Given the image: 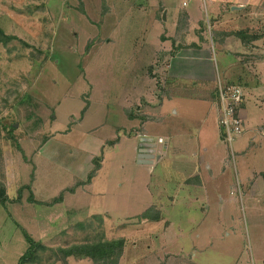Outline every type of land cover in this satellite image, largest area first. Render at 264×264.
I'll use <instances>...</instances> for the list:
<instances>
[{"label": "rangeland", "instance_id": "374dc122", "mask_svg": "<svg viewBox=\"0 0 264 264\" xmlns=\"http://www.w3.org/2000/svg\"><path fill=\"white\" fill-rule=\"evenodd\" d=\"M0 29L16 38L0 43V192L12 200L0 202V264L24 254L23 231L49 249L122 238L118 264H264V48L219 35L260 33L264 45V0H0ZM180 37L208 49L222 82L240 85L242 117L256 123L222 145L223 172L202 191H180L172 160L202 147L196 133L220 132L215 83L167 77ZM140 149H154L152 164L138 163ZM150 205L164 218L157 228L136 218Z\"/></svg>", "mask_w": 264, "mask_h": 264}, {"label": "crops", "instance_id": "0c3cea01", "mask_svg": "<svg viewBox=\"0 0 264 264\" xmlns=\"http://www.w3.org/2000/svg\"><path fill=\"white\" fill-rule=\"evenodd\" d=\"M238 6L241 9L244 8L243 4H239ZM218 16L219 15H216V18ZM183 17L187 18L186 21L189 24L187 25L188 26L187 33H188L190 32L189 26L191 25V23H189L190 17L187 14H183ZM219 23H220L219 21H215L213 23L214 25L213 27L216 29L217 24ZM223 32H227V31L223 30ZM215 33H217V31ZM200 35L201 34L199 33L198 35L199 38H201ZM183 39L184 37H180L179 42L178 43L176 42L177 44H174V46H180V48L175 52L174 56L169 58L170 63H168V65L165 67V73L167 77H169L172 80L188 79L189 81L190 80L196 81V82L197 81H200V82L213 81L215 83L216 74L211 64V61H213L214 59V57L212 58L213 55L212 56L210 55V53L208 52V49L206 51L202 50L201 44L199 45L195 44V46L197 47H190V45L194 43L192 42L191 44L187 45L182 42ZM160 40H163L164 42H166V39L164 38L160 37ZM254 42L251 43V46L255 45L257 47L264 48L263 43L259 44L258 41H256L255 43ZM171 45H173V43ZM256 62L259 64V66L264 67V58L258 59V61ZM245 88H249V86H246ZM214 89H215V86L212 92H214ZM210 96L213 97L214 99V95L213 96L210 95ZM214 105H215V102H214ZM244 110L245 109H244V103H243L242 113L244 112ZM216 114H217V111H216ZM130 119H131L130 122H133L132 118ZM215 120H216V116H215ZM244 121H245L244 127L246 128H251L256 125L254 118H250V119L244 118ZM142 123H143L142 124L143 129H144V125L150 124V122L147 123V121L145 120L144 122L142 121ZM214 125H216L215 121H214ZM176 134H177L176 137L180 138V136H178V131H176ZM169 135L170 134L168 130L167 135H165L163 139L162 138L158 139V142L164 144V149L160 152L163 155L167 153L166 149L168 146V140H169L168 136ZM195 136L197 137L198 140L202 142L203 144L202 147H198L197 152L192 151L191 154H187L186 156H182L183 155L182 153L179 156L174 157V159L172 160V164L174 165V170L176 174H178L182 178L180 179L178 183V187L181 192H189L188 190L202 191L208 185L214 184L216 178L219 177L223 172V169H221L218 164V161H220V156L222 153V145L225 144V142L221 139L220 132L217 131V135H214L213 133H208V132L204 134L203 132H200V133L198 132L196 133ZM205 139L207 140L206 142H205ZM203 142H205L206 145ZM153 152H154V149H152L151 152L146 149L138 150V153H139L138 155L140 154L147 155L146 158H143L144 162L142 164H152L153 163V160H152ZM137 160H139L138 157H137ZM217 165L219 167H217ZM263 173L258 172L257 175L259 177L258 179L264 181V178L261 175ZM220 182L221 181H218V183ZM170 199L172 202L173 198H170ZM150 206H154L156 209H158L155 205H150ZM158 210L160 211V209ZM160 214H161V219L159 221L150 222L146 220H141V223L146 222L147 223L146 226L155 225L157 228L161 224H164V218L162 216L161 211H160Z\"/></svg>", "mask_w": 264, "mask_h": 264}, {"label": "trees", "instance_id": "16d2710c", "mask_svg": "<svg viewBox=\"0 0 264 264\" xmlns=\"http://www.w3.org/2000/svg\"><path fill=\"white\" fill-rule=\"evenodd\" d=\"M247 32V31H246ZM243 32L241 31H227V32H220L219 35L222 37H228L235 35L237 38H240L242 43H244L246 46H251V43L254 41H257L260 39L261 35L260 33H251L248 34L245 38L241 37ZM16 39L15 36L6 35L3 33V31L0 29V43L7 44L11 40ZM175 51H177L180 46H174L172 45ZM190 47H197L195 44H191ZM174 52L170 53V56H174ZM87 105L84 106V108L80 111V114H83V111L86 109ZM128 113V112H127ZM129 118H132L130 114H128ZM143 118V117H142ZM12 129V126H10V130ZM222 139V136H221ZM118 141V140H116ZM113 142H110V144ZM100 161L101 157H96L93 159L94 165L92 170L87 174L86 183H89L92 177L95 175L96 171L100 167ZM264 178V173L261 174ZM33 175H30V179H33ZM25 189L28 190L29 196L27 198V201L29 203L35 204L37 203L33 197L32 193L30 191V186H25ZM74 188L68 189V191L73 192ZM21 189H18L17 196L15 197L14 201L18 202L21 198ZM12 201L8 200L6 195L1 190L0 192V202L4 204L5 202ZM62 201L61 196L55 197L47 202H42V204L46 207H50L54 204L60 203ZM138 221L146 220L150 222H156L161 219V214L158 209H156L154 206H150L147 209H145L143 212H141L138 216H136ZM93 220H97L98 223L101 222V217L94 215L92 216ZM100 225V224H99ZM90 226V221L86 222H79L74 227L76 229L83 230L85 227ZM23 231V230H22ZM23 237L27 244L26 251L24 254H22L17 264H28L33 261H35V258L37 259V253L39 252H45L50 251V258L52 259L49 264H54L55 262L60 261L63 264H66V261L68 258L72 257L74 259H87L91 261L93 264H118L119 260L123 253V247H124V239L122 238H116V239H106L102 233L95 234L91 237H84V241L78 242V243H72L65 247H57L54 249H49L45 247L44 245L40 243H36L25 231H23Z\"/></svg>", "mask_w": 264, "mask_h": 264}, {"label": "built area", "instance_id": "2783aa9c", "mask_svg": "<svg viewBox=\"0 0 264 264\" xmlns=\"http://www.w3.org/2000/svg\"><path fill=\"white\" fill-rule=\"evenodd\" d=\"M218 118L217 125L220 129L222 140L230 148L232 141L239 137L245 126L242 117L243 90L238 84L224 83L218 76L215 79L213 92ZM233 163V154H229Z\"/></svg>", "mask_w": 264, "mask_h": 264}, {"label": "water", "instance_id": "95a60500", "mask_svg": "<svg viewBox=\"0 0 264 264\" xmlns=\"http://www.w3.org/2000/svg\"><path fill=\"white\" fill-rule=\"evenodd\" d=\"M146 157H147V155H143V154L138 155V159H139V160H137L138 163H143L144 162L143 158H146Z\"/></svg>", "mask_w": 264, "mask_h": 264}]
</instances>
